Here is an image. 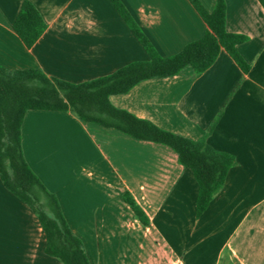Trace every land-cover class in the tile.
<instances>
[{
    "label": "crops",
    "instance_id": "0c3cea01",
    "mask_svg": "<svg viewBox=\"0 0 264 264\" xmlns=\"http://www.w3.org/2000/svg\"><path fill=\"white\" fill-rule=\"evenodd\" d=\"M22 1L0 0V67L6 71L33 69L82 84L148 60L108 0H27L46 24L27 48L12 29ZM119 1L160 57L177 54L206 30L188 0ZM198 1L212 11L215 0ZM224 1L226 30L247 38L237 46L247 73L221 50L201 74L186 67L109 97L115 108L193 141L225 104L206 142L235 164L201 216L197 184L169 148L83 123L70 112H26L25 161L57 198L90 264H264V10L257 0ZM68 159L87 181L104 187L102 195L88 190L104 202L85 207L87 193L71 200L70 180L60 171ZM124 193L147 226L121 200ZM44 249L37 217L0 180V264H60Z\"/></svg>",
    "mask_w": 264,
    "mask_h": 264
},
{
    "label": "trees",
    "instance_id": "16d2710c",
    "mask_svg": "<svg viewBox=\"0 0 264 264\" xmlns=\"http://www.w3.org/2000/svg\"><path fill=\"white\" fill-rule=\"evenodd\" d=\"M148 56L145 62L129 63L108 76L82 84L48 78L38 70L9 72L0 67V180L13 196L27 205L37 217L45 235L44 253L60 264H90L82 242L74 236L54 194L50 193L25 161L21 147V127L28 111L70 112L79 121L116 130L131 139L161 145L173 151L177 162L191 172L198 188L195 209L201 216L225 182L235 164L233 156L210 147L207 136L221 117L224 105L199 140H190L164 131L109 102L110 96L123 95L137 84L178 75L189 67L194 74L207 70L223 50L245 74L249 65L237 46L246 42L243 35L225 28V1L215 0L206 11L198 0H188L206 25L201 38L185 45L177 54L160 57L144 37L119 0H108ZM264 10V0H257ZM12 29L31 48L46 29L40 13L27 0L22 1ZM121 200L135 219L149 221L133 198L124 193Z\"/></svg>",
    "mask_w": 264,
    "mask_h": 264
},
{
    "label": "rangeland",
    "instance_id": "374dc122",
    "mask_svg": "<svg viewBox=\"0 0 264 264\" xmlns=\"http://www.w3.org/2000/svg\"><path fill=\"white\" fill-rule=\"evenodd\" d=\"M72 159H68V162L71 164H65L64 166L60 167V171L64 172V176L67 179L70 180L69 184H70V193L73 194V197L71 198V200H75L74 198V194H85L87 193V198L82 197L83 201H86V205L85 207L90 205V202H92V204L94 202H96L97 204L99 203V205L101 204V201L103 198L100 197H93L91 198L89 195L90 193H88V190L91 189V191H96L98 194L102 195L103 194V190L104 187L101 188L97 185H95V182H89L86 179V174L80 171L81 166H73V163H71ZM84 168H86V170H89V165H83ZM59 170V168H58ZM64 178V179H65ZM79 181V182H78ZM74 192V193H73ZM105 201V199H103V202Z\"/></svg>",
    "mask_w": 264,
    "mask_h": 264
}]
</instances>
